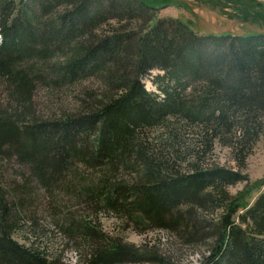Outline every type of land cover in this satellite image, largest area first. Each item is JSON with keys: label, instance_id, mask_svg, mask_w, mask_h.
Masks as SVG:
<instances>
[{"label": "trees", "instance_id": "trees-1", "mask_svg": "<svg viewBox=\"0 0 264 264\" xmlns=\"http://www.w3.org/2000/svg\"><path fill=\"white\" fill-rule=\"evenodd\" d=\"M156 13L145 0H0V264H65L15 239L36 227L35 189L204 249L202 264H264V192L243 212L229 192L249 181L264 136V35L202 37ZM154 71L161 96L143 84ZM39 86L80 91L43 117ZM216 146L236 170L211 161ZM11 160L20 183L6 175ZM54 214L80 264H165L89 218Z\"/></svg>", "mask_w": 264, "mask_h": 264}, {"label": "rangeland", "instance_id": "rangeland-1", "mask_svg": "<svg viewBox=\"0 0 264 264\" xmlns=\"http://www.w3.org/2000/svg\"><path fill=\"white\" fill-rule=\"evenodd\" d=\"M145 2L156 7V19L182 21L198 36L264 35V0H145ZM163 75V72L154 71L149 77L144 78L145 89L161 96L154 80ZM83 86L96 87V82L89 81L83 83ZM79 91L80 88L63 90L53 96L46 86H39L34 95V110L37 115L45 117L57 112L56 109L59 107L73 108ZM5 92L6 88L2 87L0 89L2 105L7 98ZM211 161L230 169H237L231 151L219 146H216ZM22 173L24 172L11 160L6 172L8 179L20 183L23 181ZM245 174L249 178L247 183L229 188V192L239 201L241 212L252 206L264 192V136L249 157ZM37 190L34 192L32 207V212L36 214V227L28 225V228L17 234L15 239L25 246L40 245L42 249L48 248L51 256L61 258L65 264H80L86 254L80 249V243L67 239L66 235L55 227L54 211L59 214H73L76 220L89 218L103 234L136 248H154L165 259V264H202L204 257L208 256L204 249L184 246L166 232L140 234L112 214L89 212L85 205L70 200L69 193L54 189L51 193ZM44 233L46 236H43Z\"/></svg>", "mask_w": 264, "mask_h": 264}]
</instances>
